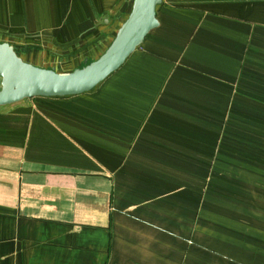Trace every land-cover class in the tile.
<instances>
[{
	"label": "crops",
	"instance_id": "0c3cea01",
	"mask_svg": "<svg viewBox=\"0 0 264 264\" xmlns=\"http://www.w3.org/2000/svg\"><path fill=\"white\" fill-rule=\"evenodd\" d=\"M132 0H0L34 66L97 58ZM89 91L0 106V264H264V0H161Z\"/></svg>",
	"mask_w": 264,
	"mask_h": 264
},
{
	"label": "water",
	"instance_id": "95a60500",
	"mask_svg": "<svg viewBox=\"0 0 264 264\" xmlns=\"http://www.w3.org/2000/svg\"><path fill=\"white\" fill-rule=\"evenodd\" d=\"M161 0H132L126 18L112 40L95 59L59 73L23 61L13 47L0 41V106L34 96H64L89 91L118 68L157 25L156 6Z\"/></svg>",
	"mask_w": 264,
	"mask_h": 264
}]
</instances>
